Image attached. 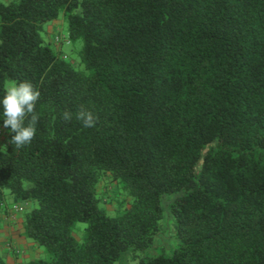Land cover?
<instances>
[{"label":"trees","instance_id":"obj_1","mask_svg":"<svg viewBox=\"0 0 264 264\" xmlns=\"http://www.w3.org/2000/svg\"><path fill=\"white\" fill-rule=\"evenodd\" d=\"M61 15L85 71L43 41ZM24 80L36 134L17 147L0 119V215L4 191L37 204L22 236L48 258L27 264H264V0H0V94ZM173 193L172 256L141 255Z\"/></svg>","mask_w":264,"mask_h":264},{"label":"rangeland","instance_id":"obj_2","mask_svg":"<svg viewBox=\"0 0 264 264\" xmlns=\"http://www.w3.org/2000/svg\"><path fill=\"white\" fill-rule=\"evenodd\" d=\"M4 4L12 0H1ZM42 38L45 44L49 45L52 51L60 52L63 57L69 61L78 71H85L80 58L81 43L71 45L68 42L67 24L63 15L59 19L47 22L44 25ZM56 38L59 41H56ZM8 82L6 86L9 84ZM6 143L5 134L0 133V149H4ZM100 198V207L105 210L108 216L118 214L117 203L128 201V197L120 190L116 182H110L107 178L103 179L97 187ZM179 193L166 195L162 200L163 216L160 220V230L156 236L151 248L141 253V255L162 254L171 257L173 249L176 247L177 240L174 237L175 230L173 227V218L169 209V203L174 200ZM121 200V201H120ZM130 200V199H129ZM4 211L0 215V253L6 260L7 264H27L36 259L48 258V253L42 246L36 245L33 241L25 239L22 236V221L27 213L37 204L24 202L8 191H4ZM19 208L18 213L12 212V207ZM127 207V206H125ZM125 207L120 206L122 210ZM86 224L77 222L72 229L73 236L81 241ZM133 253L127 250L120 255L119 260L114 264H134Z\"/></svg>","mask_w":264,"mask_h":264},{"label":"clouds","instance_id":"obj_3","mask_svg":"<svg viewBox=\"0 0 264 264\" xmlns=\"http://www.w3.org/2000/svg\"><path fill=\"white\" fill-rule=\"evenodd\" d=\"M39 97V90L27 80L10 82L0 94V119L12 133L11 144L23 147L31 143L36 134L38 116L35 109ZM64 118L71 119V114L65 112ZM77 119L84 127H92L96 118L91 110L82 108Z\"/></svg>","mask_w":264,"mask_h":264},{"label":"built area","instance_id":"obj_4","mask_svg":"<svg viewBox=\"0 0 264 264\" xmlns=\"http://www.w3.org/2000/svg\"><path fill=\"white\" fill-rule=\"evenodd\" d=\"M56 41H59V39L56 38ZM68 42H69V41H68ZM12 212L15 213V214L18 213V212H19V208H18L17 206H13V207H12Z\"/></svg>","mask_w":264,"mask_h":264}]
</instances>
